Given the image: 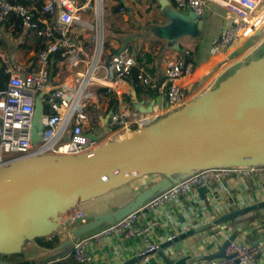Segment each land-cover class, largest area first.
<instances>
[{
	"label": "crops",
	"instance_id": "1",
	"mask_svg": "<svg viewBox=\"0 0 264 264\" xmlns=\"http://www.w3.org/2000/svg\"><path fill=\"white\" fill-rule=\"evenodd\" d=\"M203 1L206 6L202 15L198 16V21L191 23L187 18L190 11L177 8L174 0H80L78 6L84 8L79 14L85 11L90 13L84 15V20L80 16L81 24L71 33L73 48L68 56L62 58L58 53L59 61L50 66L49 83L46 86L49 92L41 101L63 84L75 88L69 78L61 77V73L66 67L69 69L75 67L81 57L88 58L91 54L94 57L97 49L101 48L99 68L94 71L95 76L101 77L109 71V56L124 51L135 59V67L139 73L150 80L151 85L148 87L155 96L147 94L137 96L135 85L126 83L116 88L123 94L120 99L112 91L97 85L94 88L106 91L91 95L88 91L86 111L90 121L85 131L102 135L106 131L111 112L115 110L127 113L139 111L146 116H156L155 121L173 119L176 113L168 108L165 93L159 91L166 62L172 59L184 62L188 60L187 63L193 65L189 74L174 82V85L187 95L189 100L187 105H190L205 94L203 91L205 86H209V89L214 87L217 80L215 77L224 66L236 59L230 57L240 53L238 51L242 47H235L240 40L225 50L214 51L215 42L230 26V18L216 0ZM35 13L41 15L38 21L43 26L42 20L47 18H42L44 15L40 14L39 10L33 12L29 22L10 16L0 25V67L4 66L10 75H25L37 69V55L41 45L39 39L43 40L45 46L46 42L44 38L36 35L33 20ZM263 45L264 38L256 39L251 46L249 45V50L256 51ZM93 57L88 64L85 63L88 65L87 71L91 69ZM86 74L83 75L84 82L87 81ZM42 104L44 113L51 114L48 105L43 101ZM88 110H91V114ZM260 168L261 170L252 178L232 176L214 183L208 190H196L189 197L179 198L164 210L147 213L139 222L145 223L152 218L158 221L150 238L159 242L161 246L168 237L261 204L264 202V166ZM186 176L187 174H180L179 181ZM156 180H158L156 176L133 180L101 197L82 202L78 210L83 216L107 213L112 207L130 201L146 188L149 182ZM75 211L76 209H73L69 214ZM69 214L66 215L67 219ZM58 218L56 223L61 225L62 215ZM233 232L236 233L234 241L261 247L254 256L253 264H264V207H256L188 238L183 241L184 254L191 252L203 256L214 255L220 251L222 243ZM216 234L217 236L213 237ZM53 238L57 241L50 249L41 247L35 239L15 244L11 252L0 255V264H79L73 258L71 250L67 251V247L64 246L69 240L68 235L66 238L62 232L55 230L45 237L48 241ZM143 248L144 238L140 235L128 239L122 236L93 239L89 243L87 264H120L138 256ZM161 252L171 255L172 258L165 262L160 252L156 253L154 257L158 264H174L181 256L173 254L170 248ZM204 261L206 260H193L187 264Z\"/></svg>",
	"mask_w": 264,
	"mask_h": 264
},
{
	"label": "water",
	"instance_id": "2",
	"mask_svg": "<svg viewBox=\"0 0 264 264\" xmlns=\"http://www.w3.org/2000/svg\"><path fill=\"white\" fill-rule=\"evenodd\" d=\"M187 18L191 23L198 21L191 11ZM48 92L49 88H44L35 99L32 144L38 143L43 133L41 120L45 113L41 99ZM205 95L176 111L173 119L155 121L131 137L109 142L89 153L34 156L0 169V251L9 253L15 244L51 235L57 229L59 215H68L82 202L142 177L156 176L158 180L107 213L66 219L65 225L73 226L64 244L66 250L168 190L179 182L172 180L174 175L187 174V178L208 168L263 167L264 56H251L249 64L221 81L213 95ZM89 137L95 140V136ZM256 207H264V202L181 232L161 244L157 252L139 254L120 264H158L154 256L159 252L163 261L169 262L172 256L161 252L168 248L181 255L174 264L221 258L225 246L234 241L235 232L211 256L184 254L183 241Z\"/></svg>",
	"mask_w": 264,
	"mask_h": 264
},
{
	"label": "built area",
	"instance_id": "3",
	"mask_svg": "<svg viewBox=\"0 0 264 264\" xmlns=\"http://www.w3.org/2000/svg\"><path fill=\"white\" fill-rule=\"evenodd\" d=\"M174 3L177 8L188 9L196 16L202 15L206 6L203 0H174ZM216 3L227 11L230 26L215 42L214 51L225 50L229 45L240 40L246 41L259 31V23L264 14V0H216ZM82 8L84 6L79 7L74 0H44L40 6V14L47 16V19L42 20L43 26L37 30L36 35L44 38L46 46L37 55V69L25 75H10L6 89L0 91V169L34 156L70 157L86 154L109 142L131 137L157 119L156 116H146L139 111L127 113L115 110L111 112L106 131L102 135L85 131L90 121L86 111L89 88L100 85L121 99L123 94L116 88L127 83L126 79L136 65L131 55L119 51L109 56V71L97 77L94 71L99 68L98 60L101 57V48H99L90 64L91 69L86 72H91L93 76L89 81L84 82L82 76L75 88L63 84L42 100L52 113L45 114L42 118L43 133L39 142L32 144L35 97L49 83V57L59 53L62 58H65L71 52L73 48L71 33L81 24L79 12ZM36 10L33 4L24 6L12 4L8 0H0V25L10 16L29 22ZM192 68L191 63H185L182 60L172 59L165 64L159 91L165 93L167 106L171 111H179L189 102L187 95L176 87L174 82L189 74ZM137 78L142 84L151 85L150 80L142 73H139ZM89 135L95 136V140H91ZM260 170L261 168L257 166L198 170L182 181L174 183L168 190L124 219L80 239L73 244L71 254L79 264H87L91 240L111 236H122L128 239L139 235L144 238V248L140 255L157 252L160 244L151 240L150 235L158 221L152 218L145 223H140L141 217L159 209L164 210L179 198L189 197L196 190H208L214 183L232 176L252 178ZM81 216H83L82 212L77 209L68 218L73 220ZM216 236L217 234L213 237ZM171 238L168 237L166 241ZM260 248L231 241L225 246L223 257L197 264H253L254 256Z\"/></svg>",
	"mask_w": 264,
	"mask_h": 264
},
{
	"label": "rangeland",
	"instance_id": "4",
	"mask_svg": "<svg viewBox=\"0 0 264 264\" xmlns=\"http://www.w3.org/2000/svg\"><path fill=\"white\" fill-rule=\"evenodd\" d=\"M74 1L79 5L80 0H74ZM89 13H90L89 11L81 12L80 16L82 17V20H84V15L89 14ZM259 28H260L259 31H257V33H255L253 35V37L250 38V40L248 39L249 42H248V40H246V42L244 44H242L243 40H241V42L236 43L235 47L240 48L242 46L240 51H238L240 53H235V54L233 53L234 55H232L230 57V59L233 57H236V59H234L233 61L229 62L226 66H224V69L219 74L217 73L218 75L216 74L217 77H215V78H217V80H216V84L214 85V87L209 89V86H205L203 91L207 95H205L204 97L213 95L214 92L218 88V84L221 81L225 80L226 78H228L229 76L234 74L235 71L237 69H239L240 67L249 64L251 56H253L255 59H259L262 56H264V45L261 48L257 49L256 51L250 52V50H249L250 49L249 47L253 44V42L256 39L264 38V18L260 21ZM234 44L235 43H233L232 45H234ZM92 57H93V54L88 56V58L81 57L80 60H78V63H77V65H75V67H71L70 69L67 67L64 68L62 73H61V77L65 78V79L69 78V81L73 84L74 87H76L79 84V80L81 79V77L86 73L87 66H88L87 64L91 61ZM85 63H87V64H85ZM96 86L97 85L89 88V94L90 95L92 93L91 89L96 87ZM199 98L200 97H198L196 100H198ZM88 111H89V114H91V112H90L91 110H88ZM172 180L174 182L179 181V176L178 175L172 176ZM150 183H152V182H149V184ZM101 211H103V209ZM101 211H100V213H101ZM101 214H103V213H101ZM101 214H98V215H101ZM64 219H67L66 215L62 216L61 225H58L56 230L59 232H62V234L65 235L67 238L68 232L72 229L73 226L70 228L67 227L65 225ZM68 238H69V236H68ZM3 252H4V250L0 251V255L4 254Z\"/></svg>",
	"mask_w": 264,
	"mask_h": 264
},
{
	"label": "trees",
	"instance_id": "5",
	"mask_svg": "<svg viewBox=\"0 0 264 264\" xmlns=\"http://www.w3.org/2000/svg\"><path fill=\"white\" fill-rule=\"evenodd\" d=\"M8 1L11 2L12 4H21L24 6H30L31 4H33L37 10H39L40 6H42V4L44 3V0H8ZM43 17H47V16L44 15V16H42V18ZM38 19H41V15H39L38 13H35L33 20H35V30L36 31L42 27L40 22L38 21ZM39 40L41 42V45H40V50H38V52L39 51L41 52L45 48V45H44L43 40L41 38ZM56 61H59V54L58 53H54L49 57V68H50V66L52 67V65H54V63ZM187 62H188V60H185V63H187ZM138 75H139V70H138V68L134 67L131 70L130 75L126 79L127 84L135 85L137 96H139L140 94H147L149 96L152 95V97L155 96L154 94H151L150 88L147 85L142 84L138 80V78H137ZM9 76H10V74L6 71V68L4 66H1L0 67V91H4L6 89L8 81H9ZM105 91L106 90H102V89H98V88H92L91 89V92L95 93V94L104 93ZM111 106H113L112 102H111ZM35 241L41 247H44L46 249H50V248L54 247V244L57 241V239L53 238V240L48 241L45 238H36Z\"/></svg>",
	"mask_w": 264,
	"mask_h": 264
},
{
	"label": "bare ground",
	"instance_id": "6",
	"mask_svg": "<svg viewBox=\"0 0 264 264\" xmlns=\"http://www.w3.org/2000/svg\"><path fill=\"white\" fill-rule=\"evenodd\" d=\"M264 18V14L262 15V19ZM93 76H91V72L90 73H87L86 76H85V80L89 81L90 78H92ZM127 137H124L122 138L121 140L125 139ZM75 212L73 213H70V214H74ZM57 221V220H56Z\"/></svg>",
	"mask_w": 264,
	"mask_h": 264
}]
</instances>
